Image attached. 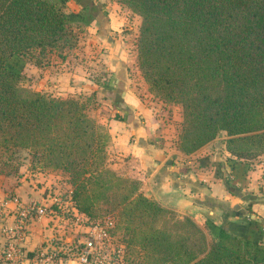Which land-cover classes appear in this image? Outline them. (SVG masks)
<instances>
[{
	"label": "trees",
	"instance_id": "obj_1",
	"mask_svg": "<svg viewBox=\"0 0 264 264\" xmlns=\"http://www.w3.org/2000/svg\"><path fill=\"white\" fill-rule=\"evenodd\" d=\"M65 1L0 0V174L20 173L26 160L34 170L64 172L76 210L112 221L126 264L263 263L262 243L223 227L209 238L192 217L148 197L139 179L109 165V132L88 113L94 92L25 88V56L37 51L41 66L64 60L70 22L90 18L64 10ZM117 1L141 17L137 59L149 89L181 104L178 148L193 152L225 131L237 159L262 154L264 0Z\"/></svg>",
	"mask_w": 264,
	"mask_h": 264
},
{
	"label": "crops",
	"instance_id": "obj_2",
	"mask_svg": "<svg viewBox=\"0 0 264 264\" xmlns=\"http://www.w3.org/2000/svg\"><path fill=\"white\" fill-rule=\"evenodd\" d=\"M76 1L84 8L73 13L89 14L90 18H76L70 23L84 27V33L95 27L98 34H92V41L106 51L102 57L107 81L99 76L93 85L97 99L108 111L109 165L119 174L139 179L148 197L179 216L192 217L209 238L223 227L264 245V152L250 161L237 159L226 149L225 131L221 140L216 137L193 152H182L177 146L178 133L171 135L164 125L160 127L154 108L139 95L131 71L135 68V49L128 47L127 31L121 33L122 22L103 11L111 2ZM113 111H119L121 117H112ZM231 159H235L233 165ZM36 181L26 174L2 178L0 199L5 194H13L20 202L50 199L39 192ZM5 201L14 207L13 200ZM42 240L33 226L26 246L35 249ZM53 264L87 263L67 259Z\"/></svg>",
	"mask_w": 264,
	"mask_h": 264
},
{
	"label": "rangeland",
	"instance_id": "obj_3",
	"mask_svg": "<svg viewBox=\"0 0 264 264\" xmlns=\"http://www.w3.org/2000/svg\"><path fill=\"white\" fill-rule=\"evenodd\" d=\"M68 1V4H70L64 5V10L69 13L84 8L76 0ZM109 1L112 4H107V8L105 7L103 11L111 12L122 22L121 27L124 29L121 33L127 31L129 37L128 47L131 51L135 49V68L131 71L139 95L143 97L147 104L154 108L156 116L161 122L160 127L164 125L167 133L172 135L177 132V136H179L182 122L181 104L178 101H167L154 95L149 89V85L138 65L136 40L139 33L140 15L126 4L117 0ZM70 26L71 35L64 46L66 51L65 59L60 61L59 58H56L53 63L36 66V60L39 57L38 52L32 51L28 53L25 56V60L20 63L23 85L33 91L62 96L80 93L83 96H87L94 92L95 104L90 106L88 113L108 132L106 124L108 111L102 106L101 101L97 99L96 89H94L93 85L99 76L107 77V71L104 69L106 62L102 57V53H106V51L104 47H99L100 45H98L96 40L92 41V34H98L95 27L93 31L87 30L84 33V27L72 24ZM65 70L68 72L64 73ZM222 132L224 131L218 134L217 139H222ZM109 141L110 135L106 142L107 158ZM24 174H26V177L37 179L38 181H36L35 185L40 189L39 192L43 195H49L50 198L47 200L41 197L40 199H33L46 207L45 213L37 217L31 224V227L35 226L38 228L43 236L40 246L38 245L35 250H42L44 255L56 254L57 257H61L64 260L79 259L86 252L85 245H90L88 237H98V231L101 227L99 222L101 221L94 222L93 220L88 222L84 213L72 208V202L69 200L71 184L67 181V176L62 171L39 172V170L30 168L29 162L26 160L20 167V173L11 175L0 174V180L13 176L17 178ZM103 243L102 238L100 241H96L95 244H97L98 250L104 251L107 248V251H104L107 254L113 251L112 245L107 243L103 246ZM91 248L92 250L94 249L93 247ZM107 258L110 257L107 255ZM116 264L122 263L117 262ZM123 264H126L124 257Z\"/></svg>",
	"mask_w": 264,
	"mask_h": 264
},
{
	"label": "built area",
	"instance_id": "obj_4",
	"mask_svg": "<svg viewBox=\"0 0 264 264\" xmlns=\"http://www.w3.org/2000/svg\"><path fill=\"white\" fill-rule=\"evenodd\" d=\"M5 198L14 201V207H8ZM46 207L35 200L20 202L13 194H5L0 199V264H53L63 261L56 254L44 255L42 250L28 249L26 242L31 234V224L39 216L43 215ZM101 225L98 237L89 238L90 245L86 246V252L79 259H70L87 264H116L122 263V246L116 245L109 227L112 221L106 217L98 219ZM98 220H94L97 222ZM88 222H92L87 218ZM105 244L112 245V252L108 254L97 249L96 241L100 239ZM40 246V245H39ZM93 247L94 249L92 250ZM109 247V246H107ZM37 249V248H36ZM107 255L110 258H107Z\"/></svg>",
	"mask_w": 264,
	"mask_h": 264
}]
</instances>
